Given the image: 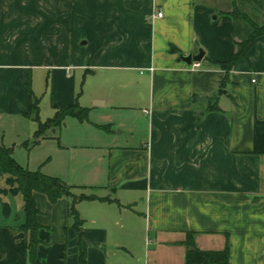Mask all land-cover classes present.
Masks as SVG:
<instances>
[{
    "label": "crops",
    "instance_id": "crops-1",
    "mask_svg": "<svg viewBox=\"0 0 264 264\" xmlns=\"http://www.w3.org/2000/svg\"><path fill=\"white\" fill-rule=\"evenodd\" d=\"M233 2L0 0V120L28 117L35 70L54 109L79 101L83 76L95 107L122 112L119 133L81 145L91 161L58 174L98 197L76 204L86 264H185L189 232L203 250L228 242L229 264H264V35L225 80ZM200 49V66L181 60ZM34 197L35 264H81L71 199ZM4 200L0 264H30L24 213Z\"/></svg>",
    "mask_w": 264,
    "mask_h": 264
},
{
    "label": "trees",
    "instance_id": "trees-1",
    "mask_svg": "<svg viewBox=\"0 0 264 264\" xmlns=\"http://www.w3.org/2000/svg\"><path fill=\"white\" fill-rule=\"evenodd\" d=\"M230 14L234 19L237 50L227 60L215 62L217 67L224 70L225 80H228V74L234 69L237 62L247 58L255 40L264 35V0H234ZM173 50L177 51L176 48ZM29 92L30 109L27 116L36 115L35 120L39 123V129L36 131L37 136L42 135L47 129L61 127L67 117H76L81 121L88 119V108L82 107L79 101H76L67 106H55L54 116L46 121H41L40 99L33 93L30 83ZM74 188V185L68 184L58 176L46 174L41 169L33 171L25 167L15 159L14 147L0 143V202L5 213L10 215L11 205L4 198L19 194L23 197L24 222L18 227L25 231L28 237L26 250L30 264L36 263L37 248L41 244L38 234L41 225L37 219L39 209L34 197L35 192L45 194L51 203H56L62 197L71 199L69 212L74 218V225L79 234V259L81 264H86L89 243L81 234L84 220L79 217L76 204L80 200L98 199V197L85 193L76 195ZM182 243L186 246L185 264H229L230 247L228 242L221 250H203L197 246L194 233L189 232Z\"/></svg>",
    "mask_w": 264,
    "mask_h": 264
},
{
    "label": "rangeland",
    "instance_id": "rangeland-1",
    "mask_svg": "<svg viewBox=\"0 0 264 264\" xmlns=\"http://www.w3.org/2000/svg\"><path fill=\"white\" fill-rule=\"evenodd\" d=\"M81 83L79 103L89 110L87 120L81 121L76 117H67L61 127L47 129L42 135L37 136L36 131L39 129V123L35 120L36 115L33 117L21 116L19 121L2 116L0 120V143L14 147L16 154L14 157L19 163L30 170L41 169L42 172L52 176L70 174L69 168L73 169L71 173H76L75 167L77 166L74 164H86L92 160L90 152L84 150L81 145L89 144L96 139L106 142L108 138L105 132L109 127L116 133L122 130L117 125L119 115L122 112L117 110L118 112L112 113L107 107H95L90 82H86L82 76ZM32 90L40 99L39 115L41 121L53 117L55 109L52 106L51 78L45 70H35L32 74ZM112 119L116 120L114 121L116 125L114 122L111 123ZM94 123H98L99 128ZM124 136L120 135L121 138ZM63 180L72 184L65 178ZM82 192L90 193V190H82ZM18 197L9 196L15 212L20 210V216H22L23 208L20 206L23 204V198L21 194Z\"/></svg>",
    "mask_w": 264,
    "mask_h": 264
},
{
    "label": "water",
    "instance_id": "water-1",
    "mask_svg": "<svg viewBox=\"0 0 264 264\" xmlns=\"http://www.w3.org/2000/svg\"><path fill=\"white\" fill-rule=\"evenodd\" d=\"M203 56H204V51L202 49H200L199 53H197L195 55H193V54L181 55V60H183L187 64H192L193 61L201 62V60L203 59ZM198 100L206 101L207 97L206 96L199 97Z\"/></svg>",
    "mask_w": 264,
    "mask_h": 264
},
{
    "label": "built area",
    "instance_id": "built-area-1",
    "mask_svg": "<svg viewBox=\"0 0 264 264\" xmlns=\"http://www.w3.org/2000/svg\"><path fill=\"white\" fill-rule=\"evenodd\" d=\"M157 16H158V17H162V16H163V12L160 11V12L157 14ZM198 66H200V62H194V63H193V67H198ZM148 242H151V240L149 239Z\"/></svg>",
    "mask_w": 264,
    "mask_h": 264
}]
</instances>
